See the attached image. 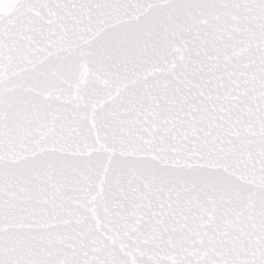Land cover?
Returning a JSON list of instances; mask_svg holds the SVG:
<instances>
[{
	"label": "snow or ice",
	"instance_id": "obj_1",
	"mask_svg": "<svg viewBox=\"0 0 264 264\" xmlns=\"http://www.w3.org/2000/svg\"><path fill=\"white\" fill-rule=\"evenodd\" d=\"M0 264H264V0H0Z\"/></svg>",
	"mask_w": 264,
	"mask_h": 264
}]
</instances>
